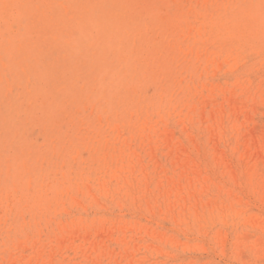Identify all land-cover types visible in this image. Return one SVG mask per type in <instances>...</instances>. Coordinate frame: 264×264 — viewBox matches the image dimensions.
Here are the masks:
<instances>
[{
    "label": "rangeland",
    "instance_id": "374dc122",
    "mask_svg": "<svg viewBox=\"0 0 264 264\" xmlns=\"http://www.w3.org/2000/svg\"><path fill=\"white\" fill-rule=\"evenodd\" d=\"M0 264H264V0H0Z\"/></svg>",
    "mask_w": 264,
    "mask_h": 264
}]
</instances>
